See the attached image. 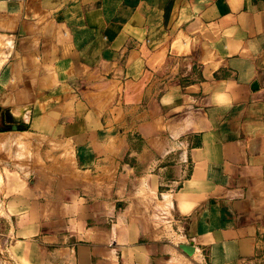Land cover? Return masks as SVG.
<instances>
[{
	"label": "crops",
	"instance_id": "0c3cea01",
	"mask_svg": "<svg viewBox=\"0 0 264 264\" xmlns=\"http://www.w3.org/2000/svg\"><path fill=\"white\" fill-rule=\"evenodd\" d=\"M0 264H264V0H0Z\"/></svg>",
	"mask_w": 264,
	"mask_h": 264
},
{
	"label": "water",
	"instance_id": "95a60500",
	"mask_svg": "<svg viewBox=\"0 0 264 264\" xmlns=\"http://www.w3.org/2000/svg\"><path fill=\"white\" fill-rule=\"evenodd\" d=\"M12 129H17V127H12ZM180 249L189 256H191L194 252V248L189 245H181Z\"/></svg>",
	"mask_w": 264,
	"mask_h": 264
},
{
	"label": "rangeland",
	"instance_id": "374dc122",
	"mask_svg": "<svg viewBox=\"0 0 264 264\" xmlns=\"http://www.w3.org/2000/svg\"><path fill=\"white\" fill-rule=\"evenodd\" d=\"M2 127H4V125L1 124Z\"/></svg>",
	"mask_w": 264,
	"mask_h": 264
}]
</instances>
